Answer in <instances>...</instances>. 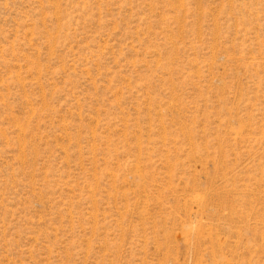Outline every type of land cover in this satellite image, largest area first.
Listing matches in <instances>:
<instances>
[{
	"label": "rangeland",
	"instance_id": "rangeland-1",
	"mask_svg": "<svg viewBox=\"0 0 264 264\" xmlns=\"http://www.w3.org/2000/svg\"><path fill=\"white\" fill-rule=\"evenodd\" d=\"M0 264H264V0H0Z\"/></svg>",
	"mask_w": 264,
	"mask_h": 264
}]
</instances>
